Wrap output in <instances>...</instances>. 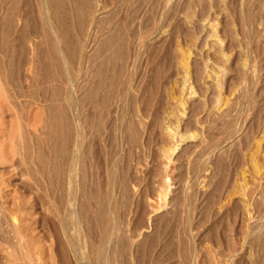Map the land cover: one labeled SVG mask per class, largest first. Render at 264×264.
Listing matches in <instances>:
<instances>
[{"label":"rangeland","instance_id":"374dc122","mask_svg":"<svg viewBox=\"0 0 264 264\" xmlns=\"http://www.w3.org/2000/svg\"><path fill=\"white\" fill-rule=\"evenodd\" d=\"M42 2L23 0L29 26L15 10L10 32L0 10V264H213L264 177V0H105L95 34L114 21L113 50L95 38L86 62L66 40L48 71ZM239 256L229 264H249Z\"/></svg>","mask_w":264,"mask_h":264},{"label":"bare ground","instance_id":"6f19581e","mask_svg":"<svg viewBox=\"0 0 264 264\" xmlns=\"http://www.w3.org/2000/svg\"><path fill=\"white\" fill-rule=\"evenodd\" d=\"M6 1L8 0H0V3H6ZM77 1V0H76ZM143 2V0H140ZM150 1V0H149ZM10 4L7 6H3L0 5V10L2 12H4L6 14V19L4 21V23L2 24L5 29L7 31H9V29H11L13 27L14 23V19L12 16H10L12 19L10 21V18L8 15H14L13 12L16 10L19 18L16 19V23H21L23 22V18L27 15L26 11H25V16L23 17L24 14L21 13L23 11H21L20 8H22V2L23 0H10L9 1ZM80 2V1H79ZM141 2V4H142ZM164 2V0H163ZM162 2V3H163ZM187 2V1H186ZM42 3H45V12L42 11V9H39L38 11V18L35 21L32 22V24H34V29L36 30V32L39 34V36L37 37L38 39H36V46H38V50L36 53V59L39 61H44L45 60L48 62V65L45 67L46 71L51 70V69H55V67H59L58 65V55L57 52L59 50V52L61 53L62 50L61 48L57 49V46L59 45V43L64 42L66 40H72L71 43L74 45L73 47L75 48V50L77 51H81V50H85V60L86 62H89V58H91V52H93V45L94 42L97 40V42L100 41L101 38L105 37V41L103 43H101V47H103L102 49H105L104 47H106L107 45H109V50H113L114 46H111L115 43L116 39L118 38V30H117V24L114 23V21L112 20H108V24L110 27L109 32L107 31L102 33L96 38V34H95V29H97V27H95L101 19H99L98 15H102L103 18V14L106 11V4H105V0H83V5L82 8L79 9L81 11H79L80 13H78L76 10V2L74 0L71 1V3L68 2L69 6H64L67 3H64V0H43ZM110 3V2H109ZM76 4V5H75ZM82 4V3H81ZM148 4V3H147ZM145 4V6L147 5ZM21 7H20V6ZM109 5V4H108ZM111 5V4H110ZM116 5V4H115ZM30 6V5H29ZM113 6V5H112ZM151 6V3L150 5ZM117 8V7H116ZM145 8V7H144ZM143 8V9H144ZM162 8H163V4H162ZM110 9V8H109ZM151 9V8H150ZM113 10V9H112ZM115 10V9H114ZM113 10V11H114ZM145 10H147L145 8ZM133 11V10H132ZM33 12V11H32ZM73 12H75V14L73 15ZM110 12V11H109ZM15 13V12H14ZM71 14V18L70 20H68L67 18L65 19V14ZM142 13V12H141ZM112 14V13H111ZM151 14V13H150ZM149 14V15H150ZM32 15V14H31ZM72 15L75 17L76 16V23L73 22L74 20H72ZM106 15V13H105ZM108 16V13H107ZM117 16V15H116ZM120 16V14H119ZM139 16H143V15H138ZM151 16V15H150ZM150 16H147L146 18L149 19ZM155 16V15H154ZM4 17V16H3ZM23 17V18H22ZM31 17V16H30ZM30 17H28V15L25 17L24 19V26L26 25L27 27L29 26L28 22ZM68 17V16H66ZM105 17V16H104ZM107 18V17H106ZM114 18V14L112 15V18ZM116 18V17H115ZM120 18V17H119ZM140 18V17H139ZM138 18V19H139ZM152 18V17H150ZM157 18V17H156ZM22 19V20H21ZM145 19V18H144ZM143 19V20H144ZM145 19V20H147ZM34 20V19H33ZM105 20V19H104ZM141 20V18H140ZM138 20V22L140 21ZM20 21V22H19ZM148 21V20H147ZM151 21V20H149ZM105 22V21H104ZM118 22V21H117ZM120 22V21H119ZM118 22V23H119ZM146 22V21H145ZM73 23V24H71ZM133 23V22H132ZM144 23V22H143ZM151 23V22H150ZM31 24V25H32ZM134 24V23H133ZM132 24V25H133ZM101 25V24H100ZM122 25V24H120ZM119 25V27H120ZM131 25V26H132ZM135 25V24H134ZM210 26V25H209ZM15 27V26H14ZM20 27V26H19ZM107 27V26H105ZM211 27V26H210ZM18 28V27H17ZM99 28V27H98ZM122 27H120L121 29ZM213 30V27H211ZM210 28V29H211ZM21 29V28H18ZM92 29H94V31H92ZM105 29V28H104ZM123 29V28H122ZM129 29V28H128ZM17 30V29H16ZM124 30V29H123ZM121 30V31H123ZM102 31V30H101ZM10 32V31H9ZM146 32V30H145ZM22 34H24L22 32ZM31 34V33H30ZM25 35V34H24ZM127 35V34H126ZM125 35V36H126ZM24 38V37H23ZM96 38V40H95ZM134 38V37H133ZM120 39V38H119ZM85 41L84 43H82V41ZM118 40V39H117ZM29 40H27L28 42ZM103 41V40H102ZM124 40H120V42H122ZM214 44H218V40L214 39ZM31 41H29L30 43ZM96 42V43H97ZM32 43H34V41H32ZM70 43V44H71ZM60 44V45H61ZM64 44V43H63ZM120 44V43H119ZM123 44V43H122ZM136 44V43H135ZM28 45V44H27ZM30 45L32 46V44L30 43ZM66 45V43H65ZM96 45V44H95ZM41 46H44L41 47ZM122 46V45H121ZM30 46L28 45V48ZM41 47V49L39 48ZM26 48V47H25ZM43 48V50H42ZM118 48V47H117ZM31 49V48H30ZM68 49V47H67ZM97 49V48H96ZM32 50V49H31ZM29 50V51H31ZM95 50V49H94ZM116 50V49H115ZM28 51V52H29ZM181 51V50H180ZM26 52V51H25ZM33 52V51H32ZM68 52V51H67ZM72 52H73V48H72ZM30 53V52H29ZM91 53V54H90ZM114 53V52H113ZM103 54V53H102ZM116 54V53H115ZM32 55V54H30ZM73 55V54H72ZM82 55V54H81ZM95 55V54H94ZM84 56V55H83ZM62 57V54H61ZM74 57V56H72ZM189 58V57H188ZM187 58V59H188ZM80 59V58H79ZM83 59V58H81ZM99 68L97 70V73L102 74L104 72V64L107 61L108 57H103L99 56ZM181 60V59H180ZM82 61V60H81ZM92 61V59H91ZM184 61V60H183ZM182 61V62H183ZM93 62V61H92ZM112 62V61H111ZM46 63V62H45ZM91 63V62H90ZM107 63V62H106ZM186 63V62H184ZM47 64V63H46ZM79 64V63H78ZM113 64V63H112ZM45 65V64H44ZM91 65V64H90ZM93 65V64H92ZM182 65V64H181ZM180 65V66H181ZM66 67V66H65ZM103 68V69H102ZM183 72L186 71V66L182 65ZM84 71V69H83ZM116 71V70H115ZM79 72V71H78ZM189 72V71H188ZM70 73V72H69ZM80 73V72H79ZM87 73V72H86ZM106 73V72H105ZM103 73V75L105 74ZM190 73V72H189ZM111 74V73H110ZM185 74V73H184ZM86 74H83V76ZM82 76V77H83ZM206 82L209 83L212 87L217 86V78L216 75L212 72H208L206 73ZM80 79H83V78ZM79 79V78H77ZM79 79V80H80ZM186 79V78H185ZM86 81V80H85ZM82 82V81H81ZM116 82V81H115ZM75 83V82H74ZM85 83V82H84ZM80 84V83H78ZM216 84V85H215ZM215 85V86H213ZM216 88V87H215ZM218 88V87H217ZM54 92L56 93V88L54 89ZM52 100V99H51ZM174 100V99H173ZM72 101V100H71ZM53 103V102H52ZM178 103V102H177ZM229 103V102H228ZM51 104V103H50ZM49 104V105H50ZM52 105V104H51ZM50 105V106H51ZM227 105V104H226ZM54 106V105H53ZM54 110V108H52ZM211 111V110H210ZM50 115H52V112L50 113ZM54 115V114H53ZM52 119V118H51ZM54 118L51 120L53 122ZM54 123V122H53ZM50 124V123H49ZM52 125L49 127V129H51ZM54 128V127H53ZM247 130V129H246ZM53 133L55 132V129H53L52 131ZM262 134L259 138H264V130L261 131ZM52 133V134H53ZM75 133V132H74ZM49 135V134H48ZM51 135V132H50ZM55 135V134H53ZM78 135V134H77ZM171 135V134H169ZM51 138V137H50ZM55 138V137H54ZM169 138V137H168ZM53 139V138H52ZM261 141V139H259ZM259 140H254V148L259 150L261 148V142ZM52 141V140H50ZM38 149V148H37ZM27 150V149H26ZM254 150V149H253ZM254 157V156H253ZM252 157V158H253ZM252 162V161H251ZM255 162V161H253ZM254 164V163H253ZM255 165V164H254ZM254 168V167H253ZM256 168V167H255ZM254 168V169H255ZM252 172H254V170H252ZM245 173V172H244ZM242 174V172H241ZM245 175L242 174V178H244ZM253 178V187L250 190L251 192H249L250 194L247 197H243L240 201V203H242V211H241V215H240V223H239V227L237 232H235V229H229L227 231H225L224 236L222 234H218L214 240V248H215V256L212 258V260H210L211 262H213V264H229V260L234 256H239V258H244L243 256H241L242 254H246V257L248 259V263L249 264H264V239L261 238V232L264 229V220L261 217H256L252 215V201H256L258 198L261 199L259 196H261V192L260 191V187H263L261 185L262 182L264 181V177L262 175V171L260 170H255L254 175H252ZM251 176V177H252ZM241 177V176H240ZM242 178L240 179L242 181ZM245 180V179H243ZM241 184V183H240ZM242 185V184H241ZM249 191V190H248ZM228 202V198L224 200V202L221 203L220 206L225 205ZM260 202V201H259ZM102 206V205H101ZM105 208V204L103 205ZM102 206V208H103ZM254 207V204H253ZM221 208V207H219ZM102 210V209H101ZM106 209L103 208L101 215L104 214ZM108 210V209H107ZM107 213V212H106ZM109 213V212H108ZM107 213V214H108ZM109 215V214H108ZM257 216V214H256ZM105 217V216H103ZM102 217V218H103ZM109 217V216H108ZM100 218V217H99ZM101 219V218H100ZM259 219V220H258ZM106 221V220H105ZM234 224V223H233ZM106 225V224H105ZM103 226V225H102ZM107 230V229H106ZM13 235V234H12ZM103 238V237H102ZM16 241V240H15ZM102 242V241H101ZM106 243V242H105ZM102 244V243H101ZM212 248V247H211ZM248 249V250H246ZM98 251V250H97ZM213 251V253H214ZM210 252V251H209ZM100 253V252H99ZM98 253V255H99ZM199 253V252H198ZM105 255V254H104ZM22 256V255H21ZM26 256V255H25ZM8 258V257H7ZM27 258V257H24ZM208 258V256H207ZM237 258V257H236ZM211 259V256H210ZM238 259V258H237ZM31 260V259H30ZM198 260V259H197ZM241 260V259H240ZM231 261V260H230ZM104 263L108 262L105 260V258L103 259ZM209 262V263H211ZM239 262V261H238ZM246 262V261H245ZM17 264V263H16ZM21 264V262H20ZM30 264V263H29Z\"/></svg>","mask_w":264,"mask_h":264}]
</instances>
